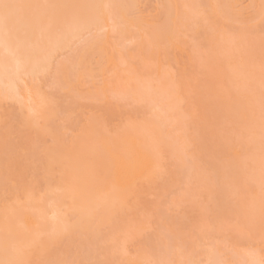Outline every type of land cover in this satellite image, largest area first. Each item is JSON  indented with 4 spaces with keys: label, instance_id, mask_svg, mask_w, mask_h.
<instances>
[{
    "label": "bare ground",
    "instance_id": "6f19581e",
    "mask_svg": "<svg viewBox=\"0 0 264 264\" xmlns=\"http://www.w3.org/2000/svg\"><path fill=\"white\" fill-rule=\"evenodd\" d=\"M7 2L20 7L0 22V262L261 264V0ZM45 56L47 76L21 78Z\"/></svg>",
    "mask_w": 264,
    "mask_h": 264
},
{
    "label": "snow or ice",
    "instance_id": "6c2138e0",
    "mask_svg": "<svg viewBox=\"0 0 264 264\" xmlns=\"http://www.w3.org/2000/svg\"><path fill=\"white\" fill-rule=\"evenodd\" d=\"M20 6L16 5V4H12L7 2V0H0V22H2L5 27H7L8 23L13 19V15H14V11L16 9H18ZM199 7H205V6H199ZM206 7H213V6H206ZM217 8L221 7L219 5L215 6ZM234 8H243L244 6L242 5H234L231 6ZM249 8H255V5H250L248 6ZM259 10H260V15L262 17V19H264V0H261V3L259 5ZM204 22L208 23L207 18H204ZM115 23L114 24V31H115ZM244 25L243 23L238 19L236 22V27H235V31H241L243 30ZM75 31L72 29H69L68 31L61 33L60 38L69 41L70 45L71 43H74V41L72 40V37L74 36ZM79 57V46H77L76 51L72 54L71 57H69L71 66L73 69H75L76 67V62L77 59ZM164 67L166 68V62ZM59 70V69H58ZM52 71L51 66L48 62L47 56L44 57V59L42 60H37L33 63L27 64L23 67L22 72L20 73L21 78H23L24 76L27 75H31L34 81H39L40 77L43 76H47L50 72ZM73 72L70 71L68 73L69 78L71 79L73 76ZM42 83H41V87H42ZM35 113L32 109L29 110V115H28V121L31 122L33 117H34ZM262 226H264V217H262ZM0 264H2V262H0ZM261 264H264V261L261 262Z\"/></svg>",
    "mask_w": 264,
    "mask_h": 264
},
{
    "label": "rangeland",
    "instance_id": "374dc122",
    "mask_svg": "<svg viewBox=\"0 0 264 264\" xmlns=\"http://www.w3.org/2000/svg\"><path fill=\"white\" fill-rule=\"evenodd\" d=\"M255 32H256L255 29H253V28H251V27H247V28H245V26H244L243 30H241V31H236V33H245V34H248L249 36H251V35L253 36V35L255 34ZM196 36H197V35H196ZM196 38H197V42L199 43L200 46H203V45L206 43V42H205L206 39L204 38V34H203V32H201L200 35H198ZM147 70H150V68L148 67ZM200 71H201V69H200ZM200 71H199V72H200ZM204 71H205V70H204ZM198 80H199V83H198V87H199V85L202 83V77H201V76L198 77ZM49 90L51 91V89H49ZM198 90L201 91V88H198ZM52 92H54V90H53ZM192 98H193V100H196V97H195L194 95H192ZM204 121H205V120H204L203 118H200L198 115H197V117H196L195 120H194V122H196L197 125H198L200 128H202V127L204 126ZM198 205H199V202H198ZM202 206H203V205H202ZM195 207H196V206H195ZM199 207H201V206H199ZM197 208H198V207H197ZM194 209H196V208H194ZM177 211H179L178 208H176V207H172L170 213H171L172 215H175L174 213H177ZM205 211H206V209H205ZM205 211H204V212H205ZM200 213H201V214H204L203 212H200ZM200 213H198V214L200 215ZM209 214H210V213H209ZM177 219H179V218H174V217L171 218V219L169 220L170 222H169V221L166 222V223H167V226H168L169 228H174V229H176V230L179 232V233H178L177 231L174 230V231H173V235H172L173 238H176V239H177V235H178V234H181V235L179 236L180 238H181V236H184V238H185V235H184L185 233L182 234V233L185 231V230H184L185 228L181 226L182 223H178V222H177ZM208 219H209L208 221L211 220L210 217H208ZM179 220H181V219H179ZM182 220L185 221L186 218H185V219H182ZM182 220H181V221H182ZM184 221H183V222H184ZM188 222H189L190 224H189V228H188V227H187V228L190 230L191 235H194V237H195V236L197 237V232H196V230H195V226H193V224L195 225V223L192 222V221L190 222L189 220H188ZM197 222H198V221H196V223H197ZM175 223H176V224H175ZM178 224H180V226L183 228V230H184V231L182 230L183 232L180 231V228H181V227H179ZM196 226H197V224H196ZM188 229H187L186 231L189 232ZM193 229H194V230H193ZM193 231H195L196 233H194ZM181 232H182V233H181ZM193 233H194V234H193ZM187 234H188V233H187ZM231 235H233V236L236 237L237 234H236V232H235V233L233 232V233H231ZM189 236H190V235L188 234V236H186V237H189ZM179 237H178V238H179ZM190 237L192 238L193 236H190ZM196 237H195V238H196ZM235 237H234V238H235ZM173 238H172V239H173ZM191 238H188V239H191ZM182 239H183V237H182ZM193 239H194V238H193ZM196 239H197V238H196ZM177 240L179 241V239H177ZM233 240H234V239H232V241H233ZM235 240H236V238H235ZM182 241H184V240H182ZM185 241H187L186 238H185ZM179 242H180V241H179ZM191 242H193V241H191ZM180 243H181V242H180ZM187 243H189V240H188V242L185 243L186 247H187ZM183 244H184V242H183ZM188 245H189V244H188ZM189 246H190V245H189ZM187 249H189L190 251H194L193 249H191V247H188Z\"/></svg>",
    "mask_w": 264,
    "mask_h": 264
}]
</instances>
